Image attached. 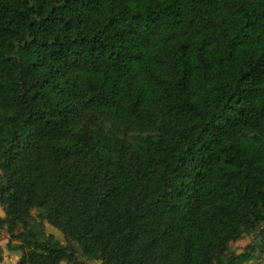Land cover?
<instances>
[{"label":"trees","instance_id":"trees-1","mask_svg":"<svg viewBox=\"0 0 264 264\" xmlns=\"http://www.w3.org/2000/svg\"><path fill=\"white\" fill-rule=\"evenodd\" d=\"M0 204L16 264L264 253V0H0Z\"/></svg>","mask_w":264,"mask_h":264},{"label":"rangeland","instance_id":"rangeland-1","mask_svg":"<svg viewBox=\"0 0 264 264\" xmlns=\"http://www.w3.org/2000/svg\"><path fill=\"white\" fill-rule=\"evenodd\" d=\"M35 214H37V212H35ZM0 215L5 216V212L1 204H0ZM47 230L49 232L55 233L60 239H62L64 243H67V240L59 230L53 228L49 224H47ZM10 240H11V236L8 232L2 231L0 233V245L4 248V260L0 264H16L20 258L21 255L20 251H12L8 247V243L10 242ZM254 240H255L254 234H246L240 240L233 242L231 245V249L237 252H241L248 244L252 243ZM13 242L17 243L16 240H14ZM74 245L79 260L81 262H85L86 256L83 255L82 248L77 243H74ZM63 264H68V263H63ZM93 264H101V262L93 261ZM248 264H264V253L257 252L255 255V259L253 261H250Z\"/></svg>","mask_w":264,"mask_h":264}]
</instances>
